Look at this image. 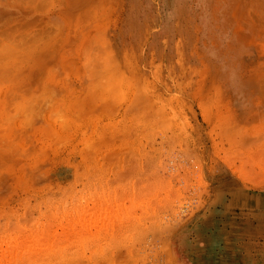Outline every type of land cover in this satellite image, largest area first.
I'll return each mask as SVG.
<instances>
[{
  "label": "rangeland",
  "instance_id": "obj_1",
  "mask_svg": "<svg viewBox=\"0 0 264 264\" xmlns=\"http://www.w3.org/2000/svg\"><path fill=\"white\" fill-rule=\"evenodd\" d=\"M225 90H264V0H0V264H264Z\"/></svg>",
  "mask_w": 264,
  "mask_h": 264
},
{
  "label": "crops",
  "instance_id": "obj_2",
  "mask_svg": "<svg viewBox=\"0 0 264 264\" xmlns=\"http://www.w3.org/2000/svg\"><path fill=\"white\" fill-rule=\"evenodd\" d=\"M241 91L235 92L225 90L220 97H223L222 108L229 113L233 124L247 122L249 128L264 130V90L255 92V94H242ZM214 103V102H212ZM224 162L228 164L229 176L238 184L237 193H242L248 200L255 199V207L258 205L264 208V174L251 175L244 173L248 167L246 163L250 161L264 162V155L261 157L248 156L245 153H239L236 157L225 156ZM232 163V166H230ZM230 166V167H229ZM260 178V179H259ZM245 179V180H244ZM252 179V180H249ZM247 190L253 191V194L247 193ZM253 204V203H250Z\"/></svg>",
  "mask_w": 264,
  "mask_h": 264
},
{
  "label": "bare ground",
  "instance_id": "obj_3",
  "mask_svg": "<svg viewBox=\"0 0 264 264\" xmlns=\"http://www.w3.org/2000/svg\"><path fill=\"white\" fill-rule=\"evenodd\" d=\"M237 193V192H236Z\"/></svg>",
  "mask_w": 264,
  "mask_h": 264
}]
</instances>
